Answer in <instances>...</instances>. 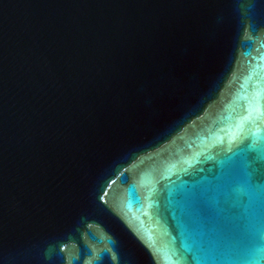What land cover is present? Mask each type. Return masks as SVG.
<instances>
[{
    "label": "water",
    "instance_id": "obj_1",
    "mask_svg": "<svg viewBox=\"0 0 264 264\" xmlns=\"http://www.w3.org/2000/svg\"><path fill=\"white\" fill-rule=\"evenodd\" d=\"M0 264H264V0H0Z\"/></svg>",
    "mask_w": 264,
    "mask_h": 264
}]
</instances>
